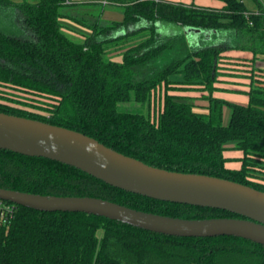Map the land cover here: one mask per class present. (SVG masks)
Here are the masks:
<instances>
[{"label":"trees","instance_id":"1","mask_svg":"<svg viewBox=\"0 0 264 264\" xmlns=\"http://www.w3.org/2000/svg\"><path fill=\"white\" fill-rule=\"evenodd\" d=\"M106 1L124 6L123 20L90 24L94 34L80 43L62 31L61 7L77 4L72 0H0V88L21 95L0 102V111L78 130L153 166L264 191L249 177L264 179V83L251 85L246 104L229 101L227 124L225 99L205 95L209 104L200 108L194 97L171 92L185 83L216 88L227 48L251 51L253 59L264 56V4L254 0L250 9L244 0H223L221 8ZM142 21L147 25L136 28ZM159 21L222 31L224 42L192 47L184 35L162 36ZM122 26L126 33L115 36ZM118 51L121 61L105 58ZM180 72L182 79L175 78ZM129 101L141 108L121 105ZM229 143L243 152L239 169L227 165ZM0 187L100 197L176 217L238 216L125 191L72 165L8 149H0ZM0 264H264V245L234 235L173 236L92 213L18 205L9 226H0Z\"/></svg>","mask_w":264,"mask_h":264},{"label":"water","instance_id":"2","mask_svg":"<svg viewBox=\"0 0 264 264\" xmlns=\"http://www.w3.org/2000/svg\"><path fill=\"white\" fill-rule=\"evenodd\" d=\"M186 27L194 32L204 29ZM0 149L60 161L109 185L153 199L218 208L238 216L176 217L100 197L42 195L0 187V198L18 205L46 212L92 213L173 236L234 235L264 245V191L250 185L213 175L153 166L78 130L2 111Z\"/></svg>","mask_w":264,"mask_h":264},{"label":"rangeland","instance_id":"3","mask_svg":"<svg viewBox=\"0 0 264 264\" xmlns=\"http://www.w3.org/2000/svg\"><path fill=\"white\" fill-rule=\"evenodd\" d=\"M28 1L37 2L38 0ZM244 1L250 9H254L257 6V2L254 0ZM259 1L264 4V0ZM72 2L77 4H69L61 7V12L65 15L61 18V21L62 31L76 42L83 43L89 36L94 34V29L90 26V24L96 22L99 26H108L114 24L115 22H119L124 18V6L119 4L110 3L106 0H72ZM145 25H147L146 21H142L135 27H144ZM156 26L158 27L157 31L164 36L171 34L184 35L187 42L192 45V47L200 45L207 46L210 44L218 45L224 42L225 32H218L215 29H199V32H194L188 31L186 26L177 27L174 23L165 21L156 22ZM126 30L127 28L125 26L118 27L115 36L124 35ZM142 34L143 33H138L136 34V37L141 36ZM235 50L238 49L227 48L222 52V56L220 58V74L217 76L218 79L219 77H222V89H219V84L217 83L220 81L217 80L215 82V84H217L215 85L216 88L213 89H210L211 87L200 88L203 87L204 84H195L198 86V88H195V86L185 83L180 84V86L187 87L190 85L193 88L183 89L180 87L172 89L171 92L194 97V102L200 108H205V106L209 104L208 98L203 97L205 95H212L225 99L226 102L223 105V122L224 124L229 123L231 114L229 101L246 104L249 97L248 90L251 85H261L264 83V60L259 58H240L228 54L230 53L228 51ZM105 58L121 61L123 59V53L122 51L114 52L106 55ZM261 67L263 69H261ZM175 78L182 79V73L180 72L176 74ZM12 95L21 96L20 94L11 91L8 87L0 88V102L13 103L7 98ZM121 105L131 109L141 108V105L134 101L125 102ZM144 111L148 114V106H146ZM226 151L227 155H230L228 157V163L232 166V168L239 169L242 165L241 158L243 157V152L235 147V143H229ZM249 177L251 181L264 184V179L261 177Z\"/></svg>","mask_w":264,"mask_h":264},{"label":"crops","instance_id":"4","mask_svg":"<svg viewBox=\"0 0 264 264\" xmlns=\"http://www.w3.org/2000/svg\"><path fill=\"white\" fill-rule=\"evenodd\" d=\"M14 1H16V0H14ZM19 1H23V0H19ZM170 1L182 2V3H186V4L194 3V4L200 5V6H208V7H215V8H221V7H223L225 5L223 0H170ZM175 25L177 27L182 26V25L176 24V23H175ZM235 49H238V50L228 51V52H230L228 54H230L232 56H235V57H240V58H249L250 59V58L254 57V54L251 51L242 50V49H239V48H235ZM257 58L264 60V56H258ZM261 69H263V68L261 67ZM218 81H220L219 83H217V84H219L218 85L219 89H222V77H219ZM217 84H215V85H217ZM195 87L198 88V86H195ZM233 88H235V87H233ZM249 90H248V92H249ZM248 100H249V97H248ZM226 152L227 151L224 152L225 156L229 157L230 155H227ZM227 165L229 167H232L228 162H227Z\"/></svg>","mask_w":264,"mask_h":264},{"label":"built area","instance_id":"5","mask_svg":"<svg viewBox=\"0 0 264 264\" xmlns=\"http://www.w3.org/2000/svg\"><path fill=\"white\" fill-rule=\"evenodd\" d=\"M18 204L0 198V226L8 227L16 215Z\"/></svg>","mask_w":264,"mask_h":264}]
</instances>
